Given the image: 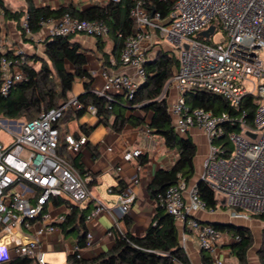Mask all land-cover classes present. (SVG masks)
<instances>
[{
	"label": "built area",
	"instance_id": "obj_1",
	"mask_svg": "<svg viewBox=\"0 0 264 264\" xmlns=\"http://www.w3.org/2000/svg\"><path fill=\"white\" fill-rule=\"evenodd\" d=\"M131 1L133 33L124 40L120 60L135 69L136 77L104 69L105 82L93 91L108 100L117 95L132 98L146 78L145 62L152 57L155 45L164 39L173 43L179 51V66L162 96L167 97L170 86L177 90L168 110L178 133L186 135L192 127L205 133L209 151L200 180L212 189L217 206H209L200 197L197 183L190 186L184 179L160 194L159 202L182 225V244L191 236L201 249L212 254L215 264H224L217 256L219 243L224 237L233 242L239 236L202 221L196 212L213 214L223 209L235 220L260 216L264 222V0H159L172 3L167 18L154 9L155 0ZM47 24H51L52 35L97 37L108 31L101 20L78 18L69 12ZM21 26L28 36L32 35L26 16ZM211 26L213 32L204 35ZM218 28L224 35L213 41ZM10 50L15 58L5 55ZM0 52L4 53L0 60V91L6 95L14 84L25 79L27 53L20 47H8L3 37ZM198 90L223 97L231 110L214 112L192 107L186 93ZM246 95H252L255 101L252 123L241 109ZM84 107L76 96L30 120L0 116V134L6 132L11 138L4 142L0 137V264H8L15 256L46 264L44 238L66 219V214H52L54 201L81 205L91 197V176H81L62 147L63 142L67 151L80 152L88 138L73 133L62 136L58 126L68 108L78 111ZM86 112L97 115V107L88 104ZM142 154L140 148L127 149L124 158L132 160ZM116 170L120 172L121 167ZM133 180L137 182V176ZM134 199L130 185L117 195L124 212L130 210ZM106 209L107 205L99 201L87 220ZM117 229L123 232L121 227ZM92 240L93 234L88 232L86 246Z\"/></svg>",
	"mask_w": 264,
	"mask_h": 264
},
{
	"label": "trees",
	"instance_id": "obj_2",
	"mask_svg": "<svg viewBox=\"0 0 264 264\" xmlns=\"http://www.w3.org/2000/svg\"><path fill=\"white\" fill-rule=\"evenodd\" d=\"M25 2L26 9L13 10L4 0H0V39L3 20L16 21L25 39H29L21 26L23 17H27L32 34H37L47 21L58 20L63 14L69 12L78 18L103 21L108 30L107 34L112 37L114 43L112 53L116 60H119L125 38L133 33V22L130 16L131 0L118 2L111 0L106 5H94L85 9H78L72 3L53 8L49 5H37L35 0H25ZM154 9L167 18L172 10V3L155 0ZM73 36L74 34H49L44 40L45 57L26 54V63L23 65L25 79L14 84L6 95L0 91V116L30 120L44 110L67 102L68 92L72 90L75 80L81 78L84 80L85 91L78 98L85 107L77 111L78 116L86 112L88 104H93L97 107V115L101 123H110L113 117L111 126L116 131H121L127 124L140 125L146 121V116H149L150 130L161 135L166 145L178 152V157L171 168L158 169L148 186L149 194L156 201L157 207L149 226L142 235H136L131 231L132 219L126 215L125 228L122 233L116 230L114 245L110 250L92 258L79 256V252L75 250L68 254L64 264H192L181 244L175 218L159 202V195L169 186L176 184L180 179L189 183L196 172L194 158L197 154V145L190 134L182 135L176 131L166 98L162 96L167 82L179 66L178 57L168 51L158 50L153 57L146 60V78L141 82L136 94L132 98L117 95L113 100H108L93 91L94 77L86 68L88 62L86 52L81 44L73 41ZM97 45L105 61L109 62V54L104 51L103 36H97ZM2 55L4 53L0 52V60ZM5 55L11 58L16 57L11 50ZM31 61L39 62V68H36ZM186 100L192 107H203L214 112L231 110L223 97L205 90L187 92ZM138 106L142 107L146 116L128 114L129 109H136ZM241 107L246 112L247 121L252 123L255 114L253 96L246 95ZM232 112L241 114L240 111ZM227 128L232 130L230 126ZM62 147L64 148L63 144ZM146 161L147 156L140 158L141 164ZM119 185L120 188L117 191L120 192L127 187L123 181H120ZM197 186L200 197L209 206L216 207L217 200L206 182L200 180ZM88 213V208L71 205L70 212L61 223L62 230L66 234L69 231L82 232L79 235L78 247L86 246L85 222ZM255 218L262 219L260 216ZM213 224L218 229L227 230L232 236H239L238 240L230 245L231 253L237 258L238 264H250L249 250L254 244L251 228L233 223ZM261 257L264 264V256ZM201 262L215 264L212 254L205 249H201ZM8 264L36 263L26 256H16Z\"/></svg>",
	"mask_w": 264,
	"mask_h": 264
},
{
	"label": "crops",
	"instance_id": "obj_3",
	"mask_svg": "<svg viewBox=\"0 0 264 264\" xmlns=\"http://www.w3.org/2000/svg\"><path fill=\"white\" fill-rule=\"evenodd\" d=\"M110 1L111 0H35V3L37 5H49L53 8L61 4L72 3L78 9H85L94 5H106ZM26 8L27 4L25 2L22 9ZM45 26L39 33L32 34L31 36L27 35L26 37L29 39H25L27 40V42H25L22 32L15 25V21H9L8 30H6L4 26L2 27V37L5 41L6 39L11 40L10 44H12V46L10 47L12 48L20 47L24 49L28 55L36 54L45 57L44 40L49 35L48 33L44 37L48 29ZM72 39L81 44L86 52L87 59L89 53L93 56L91 60L88 59L86 64V68L94 77L92 88L101 87L104 84V69H108L112 72L127 73L136 77L134 68L123 65L120 59L116 60L115 55L112 53L114 43L110 35L105 34L103 36V40L105 41L104 51L109 54V62L105 61V57L98 49L97 37L75 34ZM6 43L8 42L6 41ZM159 45H163V42L155 45L152 57L158 52ZM41 46L42 53L38 50ZM31 63L36 68L40 66L39 62L31 61ZM38 63L39 66H37ZM84 91V80L77 78L72 90L68 92V99L76 96L78 97ZM176 95V88L170 86L166 97L168 105L176 98ZM131 113L143 117L146 116L141 106H138L136 109H129L128 114ZM112 120L113 117H111L110 123H101L98 115L85 112L82 116H78L75 109L68 108L59 123L62 136L66 133H73L76 136L85 134L88 138L87 144L80 152L74 153L63 148L66 158L78 173L83 177L91 176L92 178L88 184L91 197L83 204L77 206H79V208H88L89 215L96 208L99 201L107 205V209L93 219H86V232H92L93 240L90 245L79 247L78 249L80 255L86 258L96 257L113 247L114 234L116 230H118V226L122 229L125 228L124 217L126 215L130 216L132 219L131 231L134 234L142 235L146 231L157 207L156 201L152 199L149 194L148 186L158 169L171 168L178 157V152L175 149L169 148L161 135L155 134L150 130L148 126L149 116H146V121L144 123L140 125L127 124L121 131H116L111 126ZM188 134L192 136L197 145V154L194 158L196 172L189 182L191 186L198 183L200 180L204 161L209 151V144L205 133L197 127L190 128ZM135 148H140L143 154L139 158L126 160L124 158V152L127 149ZM142 156H147V161L144 164L140 163V158ZM117 166L121 167L120 172H117ZM135 176L138 178L137 182L133 180ZM120 181L130 185L135 194V199L128 212H124L121 205L117 202V195L120 192L117 191V189L120 188ZM103 184L106 186V189L105 195L102 197V194L96 191V188H99V186ZM110 188L113 190L110 191ZM50 210L56 217L61 214L67 215L71 210V204H67L62 200H55ZM222 210L223 209H221V211L218 210L213 214L200 210L196 212V216L205 222H233L238 225L248 226L249 228L252 227V220H235L226 210H223L224 212H222ZM177 225L181 241L183 229L181 224L177 223ZM58 226L59 228L56 231L47 234L44 238L46 263L64 264L68 254L74 252L78 247L79 235L82 234V232L69 231L66 234L62 230L61 224H58ZM73 232L76 233V236H69L70 233ZM85 240H87V234ZM231 243L232 241L230 238L224 237L217 248V256L224 261V264H238V260L235 256V259L229 260L230 254H232L230 247ZM182 245L189 255L192 264H202L201 248L195 238L189 236L185 244ZM57 252L66 256L62 263H51L47 261L46 255L48 253Z\"/></svg>",
	"mask_w": 264,
	"mask_h": 264
},
{
	"label": "rangeland",
	"instance_id": "obj_4",
	"mask_svg": "<svg viewBox=\"0 0 264 264\" xmlns=\"http://www.w3.org/2000/svg\"><path fill=\"white\" fill-rule=\"evenodd\" d=\"M4 1L9 6V8H11L13 10L22 9L23 4L25 3V0H4ZM9 21H11V20H3L2 27L4 26V28L6 30H8V22ZM15 25L17 26L16 21H15ZM45 27H47L48 29H47L44 37L48 33L50 34L51 24H47ZM223 35H224V31L222 29L218 28L217 31L215 32V34L213 35V41L220 39ZM23 40L25 42H27V40H25L24 36H23ZM6 41L8 42L7 43L8 47L12 46V44H10L11 40L6 39ZM162 42H163V45H159V47H158L159 50L168 51L171 54H174L176 57L179 56V51L176 48H174V45L172 42H170L167 39H164ZM38 50L40 53H42V46L40 48H38ZM262 55L264 56V53ZM92 58H93L92 54L89 53L88 59L91 60ZM37 66H39V63L37 64ZM5 118H8V117H5ZM0 137L4 142H9V140L11 139L6 132L1 133ZM105 189H106V186L103 184V185L99 186V188H96V191H98L100 194H102V197H103V195H105ZM219 211H221V210H219ZM222 212H224V211L222 210ZM251 220H252L251 221V224H252L251 229L253 230L254 244L249 250V260H250V264H262V257L261 256H264V222L261 219L255 218V217H253ZM225 231H227V230H225ZM72 235L76 236V233H74V232L70 233L69 236H72ZM64 257H66V256L60 252L48 253L46 255L47 261H49L51 263H62L64 261ZM232 259H235V257L233 254H230L229 260H232Z\"/></svg>",
	"mask_w": 264,
	"mask_h": 264
},
{
	"label": "water",
	"instance_id": "obj_5",
	"mask_svg": "<svg viewBox=\"0 0 264 264\" xmlns=\"http://www.w3.org/2000/svg\"><path fill=\"white\" fill-rule=\"evenodd\" d=\"M213 30H214V26H211L209 31H204L203 34L204 35H208L209 32H213ZM209 222H211V223H222V222H219V221H209ZM229 223H233V222H227L226 224H229ZM233 224H236V223H233Z\"/></svg>",
	"mask_w": 264,
	"mask_h": 264
}]
</instances>
